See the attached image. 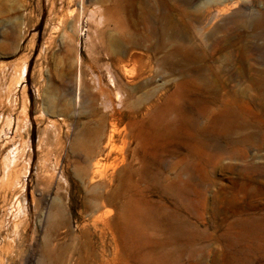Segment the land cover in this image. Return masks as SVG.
Masks as SVG:
<instances>
[{
	"label": "rangeland",
	"instance_id": "obj_1",
	"mask_svg": "<svg viewBox=\"0 0 264 264\" xmlns=\"http://www.w3.org/2000/svg\"><path fill=\"white\" fill-rule=\"evenodd\" d=\"M173 2L0 0V264H264V0ZM179 45L184 73L163 62ZM198 64L255 130L214 165L208 115L151 121Z\"/></svg>",
	"mask_w": 264,
	"mask_h": 264
},
{
	"label": "bare ground",
	"instance_id": "obj_2",
	"mask_svg": "<svg viewBox=\"0 0 264 264\" xmlns=\"http://www.w3.org/2000/svg\"><path fill=\"white\" fill-rule=\"evenodd\" d=\"M166 1L167 0H159V2L162 4H166ZM173 1L176 3H183V5L190 4V0H173ZM116 11L120 13L122 12L120 9L119 10L117 9ZM110 17L111 20H115L118 22L117 27L120 26V31L123 32L122 34H125V30L121 28L124 26L122 21H119L118 18L112 19L115 17L113 13L111 14ZM177 29L178 27L175 24H173V36L185 40L187 38L186 34L181 33V31ZM262 32H263V26H260L258 32L256 33L257 35H261ZM105 34H106V29L105 27H103L100 29V37L104 39ZM129 39L131 40L132 38L129 37ZM131 41L136 42L137 40H131ZM112 47L116 51L120 52L121 50V47L118 45V43H116V45L114 44ZM184 52H185V47L183 45H179L173 52L167 55V57L164 59L163 62L165 64H170L173 72L184 73V71H186L188 68V63L190 59L192 60V58L186 55ZM177 55H181V57L180 59L176 60L175 57ZM194 60L196 61L197 59ZM192 69L194 70V72H197V75L195 76L184 75L183 78H181V80L175 83L176 85L175 91L172 92L166 98V101L163 103V105L153 104L152 110L150 111V114L152 115V120H151L152 124L156 125V124L167 123L168 125L171 126L170 124L171 121L173 123L177 118L180 117L183 119V121L188 122L189 125H191L192 127H197L200 121V117L204 115H208L210 119L209 125L206 127L204 126V128L202 127L203 128L202 136H198L200 142L204 146L203 153H205L207 163L209 165L212 164L214 165L219 163L222 160L223 153L226 152L237 153L239 151L241 154H245V152L243 153V149L240 147V144L250 142L251 138L255 134V130L253 129V121L250 118H248L246 114H244L243 109L240 108L239 105L237 104V101L240 97V93L237 90H231L226 92L218 91V89L214 87L210 75L205 72L203 66L198 64V66ZM80 79H81V73L79 71L77 73V83H76L77 101H79ZM255 83L257 84L258 89L262 91L263 99H264V81L263 80L256 81ZM250 87L252 86L249 85L247 88ZM206 92L210 93L211 96H206L205 95ZM229 97H231V99ZM187 98L196 100L194 109H192L189 112L187 109L188 107L185 104V99ZM248 98L251 101V103L254 102V98H255L254 96L249 95ZM216 102H220L221 104V108L218 112H215L213 109L210 108V104ZM172 115H176L174 116L173 120H172ZM211 134H214V136L215 135L220 136L221 140H225L227 148L223 146L224 144L220 140V142L218 143V147L220 148V151L212 149L209 142V135ZM243 170H251V169L249 166H246ZM191 177L193 176L191 175ZM113 195L114 194L100 195L98 197V200L95 201V203L93 204L92 211L93 212L102 211L106 207L107 202L110 203L112 201ZM63 208L64 207L62 205H57L55 211L56 214H61L64 210ZM111 215H112L111 211L98 215L96 219L94 218L95 227L97 228L98 223H102L104 225L108 224L109 220L112 218ZM103 229L100 228V230ZM47 256L50 257L51 253L47 252Z\"/></svg>",
	"mask_w": 264,
	"mask_h": 264
}]
</instances>
